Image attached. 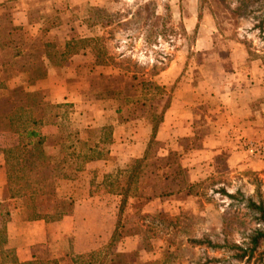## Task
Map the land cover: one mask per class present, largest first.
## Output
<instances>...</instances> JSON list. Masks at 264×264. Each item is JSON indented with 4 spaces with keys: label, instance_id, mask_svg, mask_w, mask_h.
Returning a JSON list of instances; mask_svg holds the SVG:
<instances>
[{
    "label": "rangeland",
    "instance_id": "obj_1",
    "mask_svg": "<svg viewBox=\"0 0 264 264\" xmlns=\"http://www.w3.org/2000/svg\"><path fill=\"white\" fill-rule=\"evenodd\" d=\"M253 15H246L235 0H14L4 3L0 12V83L4 86L14 76L17 77L15 81H19L18 86L24 85L22 81L33 76V69L39 67L38 61L34 64L30 60L16 58V54H41L39 52L47 47L56 51L69 39L103 34L108 37L107 48L116 62L130 58L147 68L164 69L170 66L176 74L183 66V72L196 83L197 95L192 98L194 115L188 131L186 125L178 123L181 132L189 135L165 138L172 124L163 129V140L159 136L155 142L147 143V146L150 145L148 154L138 172L142 175L140 180L136 179L132 184H136V193L140 190L147 193L160 190L164 192L160 195L162 198L151 207L138 205L139 212L119 231L127 233L139 228L145 247L152 245L149 238L162 240L169 247L161 258L165 259L164 264H264V260L240 262L231 259V255L237 251L229 250L230 244L225 249H215L204 242L201 245L190 242L191 239L205 242L210 239L221 244L227 238L229 243L242 244L250 230L257 226L242 203L228 198L219 189L224 187L232 194L240 189L245 194H252L255 179L258 178L261 180L260 191L264 199V172L253 171L245 166L229 168L226 165L229 151L225 144L218 154H207L209 158L204 161L207 166H196L200 164L197 160L200 157L198 150L213 135H220L221 139L226 137L223 133L226 132L228 118L236 110V107L223 104L218 94L222 85L239 83L235 89L238 92L241 88V92H244L245 95H240L242 100L250 94L245 88L248 80L244 75L236 74L237 71L231 73V69L246 68L250 65L249 61L254 59H260L264 64V32L252 28L256 22ZM23 19L28 25L18 26L16 23H22ZM11 22L15 23L16 28L8 35ZM8 40L12 41L9 45ZM234 42L240 43L239 51L232 50ZM93 52L94 48L85 50L83 63L93 61ZM46 63V69L50 70H46L41 80L48 78V83L52 78L55 82L57 77H69L70 88L81 95L82 102L78 108L82 113L91 114L95 110L97 113L98 108L105 109L111 102L114 107H119L117 101H120V107L125 110L122 118L127 119V128L132 134L142 122L150 121L153 114L160 113L168 96L172 97L175 74L163 73L159 78V84L164 86L166 94L144 96L140 94L141 90L134 92L124 86L123 93L114 97V94L106 91L109 80L101 76H117L121 72L117 67H94L91 72H86L81 64L74 68L65 65L66 69H63L64 65L61 66L60 62L56 68L48 60ZM41 66L45 67L43 64ZM112 82L115 89L124 85L119 79ZM42 91L46 103L54 105L46 107V113L51 110V117L56 115L52 122L45 124L57 123L59 116L58 123L68 129L70 120L74 119L73 113L75 110L78 112V108L72 103H51L48 100L49 90ZM7 93L5 96L1 94L0 98L6 97ZM256 101L252 107L254 109L259 107ZM117 118L120 119L119 116ZM59 133L58 130L46 136L47 142L52 143L50 139ZM108 133L110 126L105 125L102 141ZM95 140L92 139L91 146ZM247 141L264 147V139L240 138L243 151H246L244 143ZM247 153L259 159L264 158V152L261 155ZM177 163L181 165L180 169ZM192 168L200 169L206 176L189 181L192 176L189 178L188 172ZM203 168L205 170H201ZM150 173L158 177L152 189L149 186L153 182L146 177ZM174 194L177 197H164ZM147 208L153 211L150 214L140 213V210ZM123 259L116 254L111 260L121 264Z\"/></svg>",
    "mask_w": 264,
    "mask_h": 264
},
{
    "label": "crops",
    "instance_id": "obj_2",
    "mask_svg": "<svg viewBox=\"0 0 264 264\" xmlns=\"http://www.w3.org/2000/svg\"><path fill=\"white\" fill-rule=\"evenodd\" d=\"M9 1L14 0H0V12L3 4ZM22 13L25 15L24 12ZM15 23L11 22L12 26L15 27ZM16 24L18 26L21 24L28 25L24 19L22 23L18 21ZM38 25H41L40 20ZM239 45L240 43L234 42V45H232L234 49L232 50L239 51ZM84 56L83 53L73 55L66 61L63 69H66L67 65L68 67L72 65L73 68L77 64L82 65ZM16 58L30 60L34 64L38 61L39 66L43 64L47 67V59L42 54L18 53ZM249 62L250 65L246 68L231 69V73L237 71L236 74L244 75L243 77L248 80L245 88L250 91L249 96L245 100L240 98L241 94H245L241 92V88L238 89V92L236 91L235 88L239 87V83L230 82L227 86L222 85L218 94H220L223 104L228 107H236V110L228 118L226 132L223 133L226 137L221 139L220 135H213L212 138H208L203 143L204 145L197 152L200 156L197 159L200 164H195L196 166H207L204 162L209 158L207 154H210V156L218 154V150L225 144V146H228L229 151L226 156V165L229 168L245 166L253 171L264 172V158L259 159L256 155L253 156L243 151L239 142L240 138L264 139V64L260 59H254ZM47 70L49 72L50 68ZM163 73L168 75L175 74V77L172 80L173 88L170 104L163 114L155 139L157 140L160 136L159 138L163 140V137H161L163 129H166L170 124H172V127L169 128L170 133L165 138L180 134L181 136H188L189 133L181 132L178 123H182L183 126L186 125L188 131L194 115L193 106L195 104L192 103V98H196L197 95L195 93L197 90L196 83L189 79L186 72H183V66L177 74L175 69L172 70L170 66L162 69L155 76L158 84L159 78ZM48 77H50L49 74ZM68 78L64 75V77L55 78V82L52 78L48 83V78L39 80L35 88L40 90L48 89V100L51 103H72L75 108H78L82 98L81 95L70 88ZM15 80H17L15 76L8 80L7 89L18 86L19 81ZM26 82L27 80L25 79L21 84H26ZM163 84L166 83L163 81ZM199 86L200 82H198ZM259 98L261 99L258 100ZM255 101L259 107L254 109L252 107ZM117 102L119 107H114L113 102H111L110 106L105 109L104 107L98 108L97 113L96 110L91 114L88 112L82 113L79 108L78 112L75 110L73 113L74 119L70 120V125L68 123V129L82 147L81 149H76V154L89 153L91 152L89 150L97 145L100 155L84 162L81 168L74 171L71 177L55 181L56 198L68 200L72 203L71 211L56 221L45 219L28 220L20 207L19 200L7 198L4 149L15 145L19 135L11 131H0V203L7 200L11 204L10 219L6 223V248L14 251L18 262H29L37 258H54L59 261V264H72L71 255L99 251L98 255L101 254L102 256L105 250H108V260H111L117 254L124 258L121 261L124 264H159L161 261V264H164L166 262L164 259L161 260V258L164 257V251L169 249V247L162 240L149 238L148 240L152 245L145 247L143 244L144 237L139 228L131 229L127 233L119 232L128 224V220L139 212L138 205L151 207L155 202L160 201L162 198L160 195L164 194V192L155 190L147 193L140 190L136 193L134 192L136 184L132 185L119 223L120 196L109 192L92 193V185L95 187V182L101 184L106 174H114L120 169L128 168L135 159L142 158L152 133V123L147 121L142 122L140 128H136V131L132 134L127 128V119L122 118V116H125L123 115L125 110L120 107V101ZM116 116H119L120 119H116ZM58 118L59 116H57V123L41 125L39 128L40 133L44 136L57 133L59 129ZM105 125L110 126L111 140L107 142L101 140ZM141 131H143V134ZM93 138L96 140L91 146L90 142ZM101 146L103 147L102 149ZM43 149L48 161L62 156L59 146L50 142H46ZM201 170H205V168ZM188 173L189 178L190 175L192 176L189 181L200 180L206 176L198 168L196 170L193 168L192 170L189 169ZM141 175V172L137 174L134 183L136 179L140 180ZM156 176L153 173L146 176L153 182L149 186L150 189L156 185L154 183L158 182V177ZM98 183L96 184L99 185ZM164 197L174 198L177 196L174 194ZM186 197L191 198L190 196ZM152 211L151 208H147L140 210V213L150 214ZM135 221H137V218ZM116 229L118 235L113 244L108 247V243Z\"/></svg>",
    "mask_w": 264,
    "mask_h": 264
},
{
    "label": "trees",
    "instance_id": "obj_3",
    "mask_svg": "<svg viewBox=\"0 0 264 264\" xmlns=\"http://www.w3.org/2000/svg\"><path fill=\"white\" fill-rule=\"evenodd\" d=\"M235 2L246 15L254 14L253 17L256 22L252 28L260 33L264 32V0H235ZM14 28L16 27L11 26L7 34L13 33ZM11 43V40L7 41L8 45ZM107 43L108 37L104 34L97 37H79L67 40L60 50L54 51L53 48L47 47L39 53L44 55L49 63L56 68L59 62L63 66L73 55L84 54L86 49L91 48L93 50L94 48L93 61L87 64L83 63L81 67L86 72H91L94 67H117L120 69L121 72L117 76L104 77L100 75L104 80H109L110 85H107L106 91L114 94V97H119L123 93L124 86H128L129 90L134 92L141 90L139 92L144 96L167 93L164 86L155 80V76L163 68H147L133 62L130 58H124L118 63L115 61V57L109 54ZM130 64L132 68H130ZM46 70L44 66L33 69L32 74L34 75L28 77L26 84L15 88L7 89L0 83V95L5 96L4 94L8 92L6 97L0 98V131H11L19 135L15 145L4 149L7 198L19 200L20 207L28 220L56 221L71 211L72 203L56 198L55 181L71 177L84 162L97 158L100 152L96 151L98 147L95 145L89 150L91 151L89 153L76 154V149L81 145L64 125L59 124L60 133L54 135L50 140H52V144L59 146L62 156L52 161L46 159L43 147L48 138L40 133L39 128L45 123L52 122L56 115L51 117V110L46 113V109L54 107V105L46 103L45 95L42 94L43 91L35 88L36 83L44 78ZM110 78L112 81L119 79L124 85L122 84L120 89H115L111 85L113 82ZM170 99L168 96V100L160 113L153 114L150 119L152 133L149 144L156 141L157 128L169 106ZM110 140V133L103 137L104 142ZM149 144L143 157L135 159L130 167L120 169L115 174H106L101 184L95 187L92 185V193L109 192L120 196L118 223L131 186L140 166L147 157ZM177 167L180 169L181 165L177 163ZM255 182V189L252 194H245L240 189L234 194L228 193L224 187L219 189L220 193L228 198L237 199L239 203H242L257 225L246 235L242 244L229 243L227 238H224L221 244L210 239H207L206 242L205 240L191 239L190 242L197 245L204 242L215 249H225L230 244L229 250L237 251L231 255V259L240 262L251 260L262 262L264 260V199L260 191L261 180L257 178ZM10 207L11 204L7 200L0 203V264H59V261L54 258H37L29 262H18L14 251L6 248V223L10 219ZM117 235L116 229L108 247L113 244ZM98 253L99 251H92L71 255L72 264H120L108 260V250L103 251L102 256L99 257H97Z\"/></svg>",
    "mask_w": 264,
    "mask_h": 264
},
{
    "label": "built area",
    "instance_id": "obj_4",
    "mask_svg": "<svg viewBox=\"0 0 264 264\" xmlns=\"http://www.w3.org/2000/svg\"><path fill=\"white\" fill-rule=\"evenodd\" d=\"M244 149L251 154H263L264 147L262 145H256L253 141H247L244 143Z\"/></svg>",
    "mask_w": 264,
    "mask_h": 264
}]
</instances>
